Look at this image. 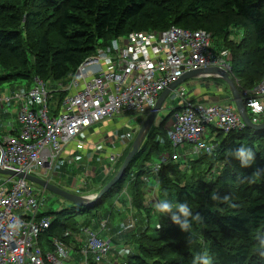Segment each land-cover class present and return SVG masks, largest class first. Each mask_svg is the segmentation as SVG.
Here are the masks:
<instances>
[{
	"label": "trees",
	"instance_id": "trees-1",
	"mask_svg": "<svg viewBox=\"0 0 264 264\" xmlns=\"http://www.w3.org/2000/svg\"><path fill=\"white\" fill-rule=\"evenodd\" d=\"M172 26L204 30L211 34L214 50L230 52L231 78L237 80L240 96L243 90H251L264 79V0H0V91L1 86L12 87L16 83H24L19 88L29 90L35 78L52 83V88L60 82L66 84L87 57L112 40L132 32H160ZM31 28L35 30L33 34ZM54 93L47 104L51 116L58 109L49 103L57 100L58 107L66 96L61 91ZM179 110H170L157 127L149 130L122 177L96 204L84 208L70 205L60 211L40 213L39 217L51 215L52 220L39 237L42 250H51L52 239H61L74 245L75 264H81L82 245L70 236L80 240L86 223L98 227L90 215L97 217L106 200L119 201L126 194L134 215L131 231H127L124 240L131 251L126 258L128 264H193L194 258L204 252L212 256L213 264H264V172L253 176L256 170L264 169V131L254 132L246 127L224 135L212 129L209 139L214 138L216 143L223 138L215 155L180 158L152 175L151 160L172 152L164 127ZM242 143L256 153L250 167H242L229 154ZM226 144L234 146L227 150ZM126 155L124 152L119 159L117 169ZM193 170L199 175L196 184L189 179V190L196 186V191L190 193L176 181L186 177L184 172ZM170 171L175 178L170 177ZM149 175L156 178L159 201L179 202L184 196L197 205L196 198L203 194L206 203L214 207L206 204L192 210L200 219L190 217V231L184 232L170 216L163 218L155 205L145 206L147 194L142 178ZM113 207L106 213L107 222ZM159 218L165 225L156 223L152 227ZM121 250L118 247L113 253L111 249L110 254L116 257L113 264L125 259ZM88 264L97 263L89 259Z\"/></svg>",
	"mask_w": 264,
	"mask_h": 264
},
{
	"label": "built area",
	"instance_id": "built-area-1",
	"mask_svg": "<svg viewBox=\"0 0 264 264\" xmlns=\"http://www.w3.org/2000/svg\"><path fill=\"white\" fill-rule=\"evenodd\" d=\"M212 46V36L204 30L172 26L162 33L132 32L87 57L67 86L57 83L52 88V83L35 78L29 90L0 93V110L6 106L16 108L14 117L20 125L15 133L0 139V169L48 181L66 147L72 144L77 150L84 147L78 140L81 133L119 116L126 117V128L131 122L135 124L122 136L114 132L111 148H115V143L125 144L153 111L160 94L187 72L216 67L231 76L230 52L214 50ZM233 80L238 86L237 80ZM58 91L66 96L58 113L51 116L48 99ZM174 93L181 103L166 130L172 152L149 166L155 173L169 162L191 159L188 155L212 156L218 148L209 142L212 129L227 135L246 128L233 104H192L180 85ZM241 94L251 123H262L264 79ZM104 143L101 140L100 145ZM186 147H191L190 153L182 157L180 150ZM116 161L117 157L111 154L108 162ZM74 191L80 195L78 188ZM42 201L43 191L32 183L9 175L0 177V218L7 224L0 227V264H67L71 251L61 241L52 239L51 250L42 251L39 245V237L52 221L49 217L38 218ZM83 233L87 236L83 264H87L88 255L97 264L104 262L112 249L110 242L86 229ZM122 249L125 259L117 264H128L130 249ZM13 253L19 254L12 258Z\"/></svg>",
	"mask_w": 264,
	"mask_h": 264
},
{
	"label": "crops",
	"instance_id": "crops-1",
	"mask_svg": "<svg viewBox=\"0 0 264 264\" xmlns=\"http://www.w3.org/2000/svg\"><path fill=\"white\" fill-rule=\"evenodd\" d=\"M180 86L184 89L185 98H187L192 104L197 102L208 104L226 103L234 105L228 86L218 78H213L207 75L199 76L197 78L186 80ZM13 92H15L14 89H12V87H9V94ZM0 93L2 92L0 91ZM3 94L6 95L7 93L5 92ZM15 114L16 108H13L11 106H6L2 110H0V139L2 137L15 133L20 128V125L15 121ZM116 118L105 120L99 123L102 124V127L100 125L95 128L94 133L92 131L93 128H89L84 131L86 135L90 136V138H88L87 141H81L78 138V140L81 141L84 145L81 150H77L75 148V144L66 147L48 176L50 182H54L53 184L61 188L69 189L73 194L75 192L73 190L74 186L75 188L79 189V196L87 197L90 199L95 197L103 184L112 179L117 172L119 159L122 157L125 151L124 146L122 147L121 145H119V143H115V148H111L112 144L110 143V138L112 137V134L116 132L122 136L125 133L123 130L124 128L117 129L116 126L120 127L121 125H123L126 122V118L121 122L116 121ZM262 122H264V120ZM101 140L102 142L105 141L103 145H100ZM213 140L214 138H211L209 142H213ZM128 141L129 140H127L126 142ZM99 146L101 148H97ZM182 152L190 153V148H185V151ZM111 154H114L117 157V161L115 164H110L108 162V158ZM120 200L121 199H119V201ZM119 201L116 200V203L114 204L115 209L113 211V214L114 212H116L117 214L123 213L121 205L119 206ZM113 214L112 218L114 222L115 217H113ZM113 222L111 223V229L108 231L109 233L100 234V236L102 235L101 237L110 242L112 252L114 253L120 246V244H117V241L115 240L116 237H118L117 232L119 234L120 232H122V230L116 232V230L119 228H114ZM85 229L86 227L83 228L81 232H83ZM96 233L99 235V232ZM70 237H72V239L74 238L81 245H83L87 239V236L85 234H81L80 240L78 239V237H74L73 234ZM69 246L74 248V245L72 243ZM74 257L75 256H73L72 250L71 254H69L67 264H75L77 258ZM115 258V256H113L112 258L111 256L108 257L106 263L111 260L113 261L111 262L113 264ZM82 263L83 257L81 264Z\"/></svg>",
	"mask_w": 264,
	"mask_h": 264
},
{
	"label": "rangeland",
	"instance_id": "rangeland-1",
	"mask_svg": "<svg viewBox=\"0 0 264 264\" xmlns=\"http://www.w3.org/2000/svg\"><path fill=\"white\" fill-rule=\"evenodd\" d=\"M166 30H164V31H160V32H157V31H155V32H157V33H162V32H165ZM35 32V30L34 29H30V33L31 34H33ZM68 82H69V80L68 81H66V84H64L63 82H60L63 86H67V84H68ZM24 85V83H16V84H14L13 86H12V89H14V90H20V88H19V86H23ZM2 88H1V92H2V94L3 93H7V94H9V87L7 86V85H4V86H1ZM3 89V90H2ZM5 89V90H4ZM62 92V91H61ZM55 94V93H54ZM5 95V94H4ZM56 102H57V100H52L49 104L51 105V107H55V108H59V106H60V103L58 104V107H57V105H56ZM180 103H181V98L179 97V96H177L174 92H171L170 93V95H169V97L165 100V102H164V104H163V106H162V110L158 113V117H157V121L155 122V126H153V127H157L159 124H160V121L159 120H163V119H165L166 117H167V115H168V112H170V110L172 111L173 109H175V108H177V107H179L180 106ZM49 109V108H48ZM125 118L126 117H124V116H120V117H117L115 120L116 121H122V120H125ZM171 119H172V116L170 117V121L168 122V123H166L165 124V131L170 127V125H171ZM126 123H124L123 125H121L120 127H117L116 126V128L118 129V128H124L123 130H124V132L127 130V129H132L131 127L132 126H134V124L135 123H133V122H131V124L130 125H128V128H126V126H124ZM101 125V127H102V124H99V125H95V126H93L92 128V131H93V133H94V129L95 128H97L98 126H100ZM100 127V128H101ZM120 135V134H119ZM121 136V135H120ZM259 137V136H258ZM79 140H81V141H87L88 140V138H90V136H88V135H86L85 134V132H83V133H81L80 135H79ZM111 138H113V137H111ZM132 139H134V136H133V138H131V140H130V142L132 141ZM223 140V138L221 137V138H218V141L216 142V143H214V142H212V144L213 145H215L216 146V148H217V146H220L219 145V143L221 142ZM130 142H126L125 144H121V146L123 147L124 146V148H125V151L124 152H126L127 154L130 152V151H128V148H130L131 146H130ZM133 142V141H132ZM236 142H238L237 140L235 141V143H234V145H236L237 143ZM227 145V150H228V148H233V146H231V145H228V144H226ZM241 145H244V146H246L244 143H242ZM241 145H239V146H241ZM130 146V147H129ZM128 147V148H127ZM186 148H191V147H186ZM235 148V147H234ZM131 150V149H130ZM232 150V149H231ZM182 151H185V150H180V152H182ZM217 151H215V153H216ZM215 153H214V155H215ZM165 153H162V154H160L159 156H157V157H155L154 159H152L151 160V162H150V164L151 165H153L154 163H156V162H158V161H156V159L158 160H160V158H161V156H163ZM187 156V154H185V153H183L182 152V157H186ZM188 157H190L191 159H194L195 157H198V155H192V156H190V155H188ZM124 161V160H123ZM123 161H122V163H123ZM122 165V164H121ZM150 166V165H149ZM121 167V166H120ZM118 170H119V168H118ZM118 170H117V172H118ZM200 171H202V169H200ZM117 172L115 173V175L117 174ZM170 173V177L171 178H175V174L173 173V172H169ZM185 174H186V177L184 178V179H178L176 182H177V184L181 187V188H188V181H189V179H192V180H194V184H196V181L198 182V179H197V177H198V175H199V173H198V171H187V172H184ZM151 174L152 175H155L156 173L153 171V170H151ZM114 175V176H115ZM2 175H0V177H1ZM113 176V177H114ZM148 180L147 181H143V185H144V188H143V191L144 192H146V193H149L148 195V197H147V195H145V197H146V199H147V202L145 203V206H147L148 204H151V206L152 205H155L156 203H158L159 202V200H158V185H157V182H156V178H154V179H151V176L149 175L148 177H146ZM211 179H207V181L209 182ZM49 182H50V180H48ZM29 182V181H28ZM53 182V181H52ZM31 183V182H30ZM51 183V182H50ZM54 183V182H53ZM33 184V183H32ZM33 185H35V184H33ZM36 186V185H35ZM38 189H40V190H42L43 191V202H42V206H41V208H40V213H43V212H56V211H60V210H62L63 208H66V207H68V206H70L71 204L70 203H68V202H66V201H64V200H62L61 198H59L58 196H56V195H54V194H52V193H50V192H48V191H46V190H44V189H42V188H40L39 186H36ZM74 186H73V190H74ZM125 192H127L128 194H129V187H128V185L126 186L125 185ZM64 189V188H63ZM65 190H67V191H69L70 192V190L69 189H65ZM188 190H189V188H188ZM191 191H196V186L193 188V189H191V190H189V192L191 193ZM199 195H201V193L199 194ZM206 195H201V197L200 196H198L197 198H196V200H197V205H193V204H191L184 196H181V198L179 199V202L180 203H187L188 205H189V207L191 208V210H194V209H196V207H204V206H206V204H208V203H206ZM120 199L122 200V201H124L125 203H120L119 202V206L121 205V207H122V211H123V213L121 214V213H119V214H117L116 212H114V216L113 217H115L114 218V222H113V218H112V216H111V220L109 221V222H107L108 221V215H106V213L107 212H109L111 209H112V207H113V205L116 203V199H112V200H106V202H105V206H103L102 208L103 209H101V210H99L98 212V216L97 217H94L93 215H90V219H92V218H94V220H95V223L96 224H98V227H94L91 223H86L87 224V226L86 227H88V228H86V230H88V231H90V232H92V233H94V234H96V236L99 238V239H101V240H105L103 237H101L100 236V234H108L109 232V230L111 229V227H112V222H113V226H114V228L115 227H117V228H119V229H117L116 230V232L117 231H120V230H122V232H120L119 234H118V232H117V236L118 237H116V241H117V244H120V246H119V248L121 247V248H123V247H126L125 245H124V240L126 239L125 237H126V235L128 234V232L127 231H131V226H132V220H133V216L134 215H131L132 214V210L130 209V206H129V203H127V200H128V198H127V196H126V194H122L121 196H120ZM148 199L150 200L149 202H148ZM209 200H211V199H209ZM178 202V201H177ZM208 206L209 207H214L212 204L210 205V204H208ZM114 209H115V207H113ZM116 209H117V207H116ZM156 210V209H155ZM161 214V213H160ZM161 216L163 217V218H165V217H167L168 215L167 214H161ZM125 217H126V219H125ZM38 218H41V217H39L38 216ZM50 218H51V215H50ZM170 218V217H169ZM128 221L130 222V224L131 225H129L128 224ZM157 223V225L158 226H161L162 224H164V222L159 218V219H155V221H153L152 222V224H151V226L152 227H154L155 226V224ZM165 225V224H164ZM157 226V227H158ZM156 227V228H157ZM96 232H99V235L96 233ZM69 234L68 233H66V236H68ZM77 236V235H76ZM57 240H59V241H61L63 244H64V246L69 250V251H72L73 250V248L72 247H70L69 245H67L64 241H62L61 239H57ZM199 241H201V239L199 240ZM70 244V243H69ZM80 244V243H79ZM40 245V244H39ZM122 245V246H121ZM44 246L46 247V245L44 244ZM126 248H128V247H126ZM85 250V246H81V254H83L84 255V253H83V251ZM129 250V249H128ZM130 251V250H129ZM130 253H131V251H130ZM69 254H71V252L69 253ZM85 256V255H84ZM111 256V258L113 257V255H111L110 253L108 254V256L107 257H110ZM129 256V255H128ZM87 259H88V261H87V264H88V262H89V259H92L91 258V256L90 255H88L87 256ZM110 259V258H109ZM93 261V260H92ZM111 262H113V261H111L110 260V263ZM83 264V263H82Z\"/></svg>",
	"mask_w": 264,
	"mask_h": 264
},
{
	"label": "water",
	"instance_id": "water-1",
	"mask_svg": "<svg viewBox=\"0 0 264 264\" xmlns=\"http://www.w3.org/2000/svg\"><path fill=\"white\" fill-rule=\"evenodd\" d=\"M210 76L213 78H218L222 80L229 89V92L232 96V101L234 103V106L244 123L245 127L253 130L254 132H261L264 131V122L260 124H252L248 114L246 113V109L244 107L243 101L241 96L239 95V92L237 90V86L234 82V80L231 78V76L223 71L220 70L219 68L212 67V68H207V69H198L195 71H190L187 72L184 76H182L179 80H177L175 83L170 85L168 88H166L159 96L156 105L153 109V111L149 114V116L146 117V119L142 122L140 125L138 131L136 132V135L133 139V142L131 144V150L130 152L126 155L121 167L119 168L117 174L96 194L95 197L93 198H87V197H82L75 195L53 183H50L47 180H44L39 177H35L32 175H27L23 173H16L14 171H7V170H1L0 169V175L2 176H14L17 178H23L36 186H39L40 188L58 196L62 200L70 203L71 205H74L79 208H84L88 206H92L96 204L105 193H107L122 177L124 174L125 170L129 166L131 160L137 153L139 147L141 146L142 142L144 141L147 133L149 130L155 126V122L158 120V113L162 110V106L165 102V100L169 97L171 92H174L175 88H177L179 85L184 83L188 79L192 78H197L199 76ZM160 121V120H159Z\"/></svg>",
	"mask_w": 264,
	"mask_h": 264
},
{
	"label": "clouds",
	"instance_id": "clouds-1",
	"mask_svg": "<svg viewBox=\"0 0 264 264\" xmlns=\"http://www.w3.org/2000/svg\"><path fill=\"white\" fill-rule=\"evenodd\" d=\"M116 42L113 41V47H116ZM232 157L239 160L242 167H250L256 159V153L251 147L241 145L229 153ZM264 169H258L253 173L254 177H259ZM155 209L158 213L167 214L171 221L180 227L184 232H189L191 228L190 220L200 219L199 214L193 215V212L187 203L173 202L169 199H162L155 204ZM193 264H213V258L208 252L198 255L193 260Z\"/></svg>",
	"mask_w": 264,
	"mask_h": 264
},
{
	"label": "bare ground",
	"instance_id": "bare-ground-1",
	"mask_svg": "<svg viewBox=\"0 0 264 264\" xmlns=\"http://www.w3.org/2000/svg\"><path fill=\"white\" fill-rule=\"evenodd\" d=\"M251 29V28H250ZM251 32V31H250ZM251 36V35H250ZM253 36V35H252ZM249 48V47H248ZM248 58V57H247ZM2 153V150H1V148H0V154ZM12 177V176H11ZM14 177V176H13ZM14 178H17V177H14ZM17 179H23V178H17ZM25 180V179H24ZM27 181V180H26ZM7 226V224H6V222L3 220V219H1L0 218V227H6ZM42 250V249H41ZM42 251H44V250H42ZM17 254H19V253H13V255H12V258H14Z\"/></svg>",
	"mask_w": 264,
	"mask_h": 264
}]
</instances>
